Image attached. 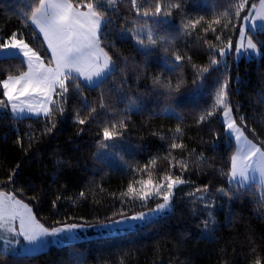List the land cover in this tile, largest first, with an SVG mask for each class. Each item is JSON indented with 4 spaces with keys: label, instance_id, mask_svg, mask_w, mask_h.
Returning <instances> with one entry per match:
<instances>
[{
    "label": "trees",
    "instance_id": "trees-1",
    "mask_svg": "<svg viewBox=\"0 0 264 264\" xmlns=\"http://www.w3.org/2000/svg\"><path fill=\"white\" fill-rule=\"evenodd\" d=\"M156 2L137 0L139 16L130 0H117L114 7L104 4L110 22L104 25L100 44L114 66L99 84L66 82V102L56 96L51 116L17 118L0 108V191L28 204L47 228L91 225L162 203L154 197L141 200L138 182L150 174L160 183L171 174L185 181L176 189L172 212L122 234L53 244L34 255L0 250V264H264L263 195L248 187L240 189L243 195L237 198V186L228 180L234 143L222 121L223 109L198 122L226 83L227 103L236 120L243 118L257 145L264 142V32L253 35L262 52L259 60L234 64L228 58L225 63L219 49L229 40L236 42L239 21L233 19L224 28L223 13L234 15L235 0H160L171 14L144 16L143 10ZM252 3L258 6L259 0H249ZM174 4L179 7H171ZM34 7L35 0H0V43L16 34L47 59L43 38L28 19ZM247 11L246 6L241 16ZM217 18L220 23L213 22ZM197 20L194 29H185ZM142 29L164 38L156 47L167 48L171 67L162 54L135 42L134 33ZM176 55L183 57L179 63ZM211 56L220 63L212 65ZM204 67L209 71L197 79ZM26 70L21 56L0 58V81ZM156 78L173 89L179 84V90L155 85ZM2 93L0 86V98ZM133 102L141 104L138 110H130ZM77 114L85 124L77 122ZM121 120V135L104 141L102 129ZM174 142L183 147L173 149ZM130 185L134 191L125 195ZM205 188L206 201L197 194Z\"/></svg>",
    "mask_w": 264,
    "mask_h": 264
},
{
    "label": "snow or ice",
    "instance_id": "snow-or-ice-1",
    "mask_svg": "<svg viewBox=\"0 0 264 264\" xmlns=\"http://www.w3.org/2000/svg\"><path fill=\"white\" fill-rule=\"evenodd\" d=\"M114 7L117 0H35V7L30 9L31 24L35 25L39 32L43 35V42L47 44V48L51 55L45 59L38 53V51L29 47L23 40L18 39L16 34H13L8 43H0V52L6 50L16 51L18 55L26 58L28 70L22 72L17 76H9L3 81H0V86L3 88L2 96L0 98V108L10 111L13 116L22 115L27 110L28 113L39 115L43 112L45 116H51L53 109L48 105L55 104L52 100V93L64 98L69 91V86L66 82L78 81L83 78L88 84H95L97 80L102 78L111 71L113 61L111 56L100 47L101 29L110 21L106 20L107 12L104 4ZM131 6L135 9L136 15L141 14V7L137 0H130ZM260 8L257 10L255 3L249 4V0H235L233 7L235 8L234 15L228 12L223 13L227 20L223 27L228 28L232 24L233 19L239 21V42L233 48L232 41L229 40L227 44V52L233 50L239 55L242 52H249L259 54L258 41L254 42L251 33L258 29L264 32V0H259ZM248 11L241 16L245 7ZM171 7H179L178 4L171 5ZM86 10H81V9ZM171 13L162 9L160 0H157L155 7L143 10L144 16H168ZM259 21V23H257ZM220 23V18L213 21ZM199 23L197 20L192 24H185V29ZM147 43L145 39L141 38L139 33H134L135 42L142 48L156 47L157 44H163V37H154L153 32L149 29L146 34ZM219 39V36H217ZM167 51V48H165ZM224 48L219 49V55L227 54ZM183 57L176 55L175 61L179 63ZM212 65H218L215 56L210 57ZM54 64V67L52 66ZM209 71L208 67L198 70L197 79H202L203 74ZM95 78V79H94ZM182 83V81H181ZM196 83V80L193 81ZM155 85L167 88L169 91H178L179 84L175 89L170 84H162L159 78L154 80ZM74 87L79 89L80 83H75ZM59 89L57 92L56 90ZM227 84H222L216 92L213 104L205 112L201 113L198 122L205 121L208 117L215 115L218 108H222V115L227 124V130L235 136L236 148L235 154L230 157L231 166L226 173L230 183L235 182L237 185V198L243 195L239 190L248 187L251 182L260 184L262 191H264V142L260 145L253 143L252 140L245 136L244 132L247 128L246 124L241 118L238 125L236 120L232 117V108L227 103ZM24 98V99H22ZM103 107V103H101ZM56 110L63 113L64 108L57 105ZM95 112V109H91ZM77 122L85 124L86 119L80 118L77 114ZM53 127L55 125L53 124ZM125 127L124 121L121 120L119 124H112L111 127H104L102 129V139L108 141L121 135L117 130ZM50 131V129H49ZM177 133L180 128L176 129ZM101 147L107 148V144H101ZM173 149L183 147V145L172 143ZM155 163V161H153ZM178 163H182L179 162ZM187 167L186 164L183 165ZM13 175H15L13 173ZM12 177H9L11 182ZM164 181L167 183L165 184ZM185 181L179 177H173L171 174L165 176L160 183H154L151 175L144 181H139L142 186L151 185L154 188L155 194L162 198L163 203L156 206L154 211H163L171 204V197L173 195V188L177 184H182ZM161 189H164L161 192ZM207 191V188L204 189ZM134 191L130 185L128 193ZM200 191V189H197ZM224 195L232 196L229 192H224ZM152 192L144 191L139 197L141 200H146ZM264 199V196L261 197ZM132 220H144L145 214L132 216ZM18 220V230L13 226V222ZM114 223H122L121 221H114ZM209 221H204L205 227ZM77 225H64L57 228H47L37 222L31 214V209L28 205L23 204L21 200L16 199L14 195L0 191V233L8 232L14 236H23L24 240L29 245H37L44 237H57L62 233H72ZM7 243V242H6ZM259 264V262H258Z\"/></svg>",
    "mask_w": 264,
    "mask_h": 264
},
{
    "label": "rangeland",
    "instance_id": "rangeland-1",
    "mask_svg": "<svg viewBox=\"0 0 264 264\" xmlns=\"http://www.w3.org/2000/svg\"><path fill=\"white\" fill-rule=\"evenodd\" d=\"M259 8H260V3L257 6V10H259ZM81 10H86V9L82 8ZM257 23H259V21H257ZM103 29H104V26H102L101 33H102ZM256 32H252L251 33V36H252L254 42H256V40H255L253 35H255ZM137 33L140 34L141 38H146V36H145L146 31H144V29H142L140 31H137ZM41 35H42V33H41ZM100 36H101V34H100ZM42 37H43V35H42ZM25 42L29 45V47L33 48L27 41H25ZM146 42L147 41L145 40V43ZM238 42H239V36H238L236 42L232 43L233 44V48L235 47V45ZM44 44H45V47H46L44 49L46 51V54L49 57L51 55V53H50V51L47 48V44L46 43H44ZM100 47L103 48L104 51H106L105 48L102 47L101 44H100ZM258 48H259V54L253 53L251 50H249V52H242L241 54L238 55L234 50L232 52H227V45H226L224 47V49L227 52V54L224 55V56H221V58H222V61L225 62V63H228L227 61H228V58H229V59H231V61L234 62V64H237L242 59H245V60H259L261 58V55H262L261 48H260L259 44H258ZM149 49L153 50L154 54L155 53L162 54V59H163L164 63L167 66H169V67L172 66V60L169 58V53L165 51L164 46L151 47ZM34 50L38 51V49H34ZM38 53H39V51H38ZM11 56H21L24 59L25 63L27 64L26 58H24L22 55H18L16 53V51L6 50V51H3V52H0V58L11 57ZM45 63L47 64V59H45ZM113 66H114V62H113V65L110 66L111 70H112ZM27 70H28V68H27ZM110 72H108L102 78V80ZM15 76H17V75H15ZM81 79L83 80V78H81ZM102 80H97L95 84H88L84 80H83V82L88 84V85H90V86H95V85L99 84ZM58 90L59 89H57L56 91L58 92ZM56 96H58L56 94V92H53L52 93V100L53 101H55ZM22 99H24V98H22ZM167 100H169V99H167ZM53 105L54 104H50V105H48V107L52 108ZM140 106H141L140 103L133 102L129 107H130V110H138ZM39 116H45V115L43 114V112H40L39 115L31 114V113H28L27 110H26L24 114L16 115L15 117H17V118H25V117H39ZM232 117L236 120V118L234 116L233 109H232ZM222 121L225 124L226 132H227L228 136L230 137V139L234 143V153H233V155H234L235 154V148H236L235 136H234L233 133L230 132V130H227V124L225 122V118L223 117V115H222ZM236 122H237L238 125L240 124V123H238L237 120H236ZM244 134H245V136L248 137V139L252 140L249 137V135H248L246 130H245ZM253 143H255V142L253 141ZM164 183L166 184L167 182L164 181ZM183 184L184 183L177 184V185L174 186V188L172 190L173 191V195L171 197V204L165 210H163V211H154V209H156V206H157L156 205L152 209H149V210H146V211H142V212H138V213L132 215V216H137V215H140V214L143 213V214H145V219L144 220H132V219H129L132 216H128V217L116 219V220H113V221H110V222H106V223H97V224H91V225L85 224V223L65 224V225H77L78 227L72 233H62L60 236H57V237H51V236L44 237L42 239V241H40L37 245H29L27 243V241L24 240L23 236H14L13 234H10V233L5 231V232L0 233V250H2L5 253H9V254L17 255V256L34 255V254H38V253H41V252H44V251L48 250L53 244L54 245L63 246V245H66V244H69V243H72V242H77V241L86 240V239H92V238H96V237L112 236V235L122 234V233L128 232L130 230H134V229L138 228L139 226H141V225H143L145 223H148V222H150V221H152V220H154L156 218H159V217H161L163 215H166V214H169L170 212H172L173 207H174L173 200H174V197H175L176 189L179 186L183 185ZM231 184L234 185V186H237L235 182H232ZM248 187L249 188L250 187H254L257 190L258 193H260L261 195L264 196V191H262V188H261L260 184L258 183V179H257L256 182H251L248 185ZM248 187H246V188H248ZM144 191L152 192V195L149 196L148 198H153V197L156 198V199L160 198V197H158L155 194L154 188L151 185L142 186V188L140 190V196L143 194ZM163 191H164V189H161V192H163ZM206 192L207 191L201 192V193H197V194L199 195V197L202 200L206 201V199H207V198H205L206 195H207ZM5 193L13 195V193H10V192H7V191ZM160 199H161V201L163 203L162 198H160ZM160 199H159V201H160ZM23 204H26V203H23ZM26 205H28V204H26ZM28 207L31 209V207L29 205H28ZM32 216L35 218V220L37 222H39L35 215L32 214ZM114 221H121L122 223L117 224V223H114ZM18 225H19V221L18 220L13 222V226L16 227L17 230H18ZM61 226H64V225H61ZM61 226H57V227H61ZM57 227H54V228H57ZM49 229H51V228H49Z\"/></svg>",
    "mask_w": 264,
    "mask_h": 264
},
{
    "label": "crops",
    "instance_id": "crops-1",
    "mask_svg": "<svg viewBox=\"0 0 264 264\" xmlns=\"http://www.w3.org/2000/svg\"><path fill=\"white\" fill-rule=\"evenodd\" d=\"M34 26V28L38 31V34H40L41 35V33L39 32V29H37L36 27H35V25H33ZM41 37H42V35H41ZM43 38V37H42ZM53 67H54V64L52 65ZM81 79V78H80ZM82 80V79H81ZM83 81V80H82ZM31 214H33L32 213V211H31ZM34 215V214H33Z\"/></svg>",
    "mask_w": 264,
    "mask_h": 264
}]
</instances>
